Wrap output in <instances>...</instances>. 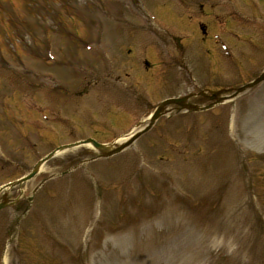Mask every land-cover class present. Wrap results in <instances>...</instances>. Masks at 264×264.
<instances>
[{
	"label": "rangeland",
	"instance_id": "374dc122",
	"mask_svg": "<svg viewBox=\"0 0 264 264\" xmlns=\"http://www.w3.org/2000/svg\"><path fill=\"white\" fill-rule=\"evenodd\" d=\"M226 12L237 17L221 33ZM263 68L264 0H0V185L58 143L117 140L158 100ZM185 114L168 111L112 157L61 151L5 189L35 203L0 211V264H264V81L177 130ZM173 139L189 157L168 149Z\"/></svg>",
	"mask_w": 264,
	"mask_h": 264
},
{
	"label": "water",
	"instance_id": "95a60500",
	"mask_svg": "<svg viewBox=\"0 0 264 264\" xmlns=\"http://www.w3.org/2000/svg\"><path fill=\"white\" fill-rule=\"evenodd\" d=\"M263 78H264V73H263L261 76H259V77L256 79V81H255L254 83L258 82L259 80H261V79H263ZM248 85H251V84H247L246 86H248ZM246 86H243V87L239 88L238 91H239V90H242V89H243L244 87H246ZM185 99H186V98H181V99L174 98V99H169V100H166V101L162 102V103L158 106L156 112L154 113V116H153L151 122H153L154 119H155L158 115L161 114V112H162V110H163V107H164L167 103H170V102H178V103H181V104H182V103L185 101ZM96 146H97V147H100V148L103 149V150H106L103 146H99V145H97V144H96Z\"/></svg>",
	"mask_w": 264,
	"mask_h": 264
}]
</instances>
